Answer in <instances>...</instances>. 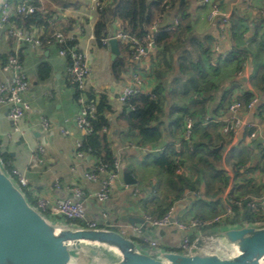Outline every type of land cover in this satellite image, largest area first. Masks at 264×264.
I'll return each instance as SVG.
<instances>
[{
    "label": "crops",
    "instance_id": "obj_1",
    "mask_svg": "<svg viewBox=\"0 0 264 264\" xmlns=\"http://www.w3.org/2000/svg\"><path fill=\"white\" fill-rule=\"evenodd\" d=\"M72 1L77 6L65 9L61 17L73 18L76 21L69 34L87 54L91 66L88 78L89 92H94L97 97L100 94L106 95L110 107L107 111L110 119L107 132L112 148L116 157L120 159L122 168L128 170L137 183L129 185L123 177H120L109 199L102 202L96 196L101 183L84 179L83 172L92 163L98 161L85 151L83 158L76 154L77 143H82L86 136L77 124L80 95L70 82V60L60 55L55 38L42 40L43 45L39 48L30 45L21 47L20 58L30 82L25 97L31 104V110L20 121L22 133L14 132L13 124L8 117L10 104L0 102V159L5 169H8L6 171L10 172L13 167H17L26 172L29 184L24 187L27 190L25 195L35 204L38 197H44L50 203L73 198L70 189L75 185L80 186L85 192L82 201L87 219L96 221L98 227L116 228L128 236L139 237L134 229L140 227L137 219L144 218L145 214L160 216L162 210L172 208L174 217L185 220L193 215L198 217L200 209L209 208L217 199L221 200L220 209H226L224 197H227L232 184L236 185L237 182L232 164L226 158L228 151L238 144L246 149L253 148L252 141L264 136V0H240L235 5L233 11L240 16V20L234 30L231 21L230 41L228 38L223 39L218 25L209 20L206 9L202 6V0H182L185 1L183 8L174 6L166 11L163 25L174 26L175 18L178 17L179 27L174 30H183L188 39L196 36L197 43L207 44L212 56L201 52L200 60L204 64V75L219 88L208 89L204 93L196 92L193 86L187 84L188 76L181 75L178 66L175 68V73L168 71L171 77L163 76V78L165 77L167 83L171 85L169 87L167 85L166 94L169 95L164 100L163 111L160 114L162 123L159 125L163 131L164 142L155 147L151 143L137 145L140 130H131L120 124V115L125 106L118 101V93L133 84L131 80L133 72L142 77L144 91L154 90L160 78L159 63H163L164 66L160 49L153 48L150 55L142 60L133 59L130 52V56L126 57L127 70L120 79H116L111 70L113 60H111L110 44L100 46L94 35L98 13L91 10V0ZM110 1L105 0V3ZM216 1L227 10L234 0ZM122 26L121 19L113 18L109 22V34H114ZM33 30L42 36V29ZM230 43L238 52L231 50ZM16 44L15 40L14 46L9 47L7 38L2 37L0 53L12 51ZM216 44L220 45V51L227 53L226 56L214 51ZM189 48L194 50L196 46L189 44ZM182 50L181 46L175 50V61ZM193 57L197 58L195 51ZM239 59L242 60L240 69ZM41 63H48L51 66V72L46 79L39 77ZM244 66L247 67L246 74L238 75ZM189 70L194 76L201 75L195 66H190ZM11 78L12 71L0 60V83L8 82ZM248 91L253 97H258V103L250 111L241 110L240 116L252 124L248 127L252 132L248 134L244 132L243 139L238 137L232 139L223 132V126L230 117L228 105L234 99H240ZM185 108L193 113L198 121L207 115L213 118L212 121L199 124L193 141L185 140L183 137L186 112H188ZM45 120L48 122L47 126L44 125ZM252 133H257V137L252 139L250 136ZM218 134H221L223 140H218ZM214 144L216 145L212 147L211 145ZM41 146L43 151H40ZM168 146L175 149L171 151L176 152L174 156L178 173L189 178L195 186L193 190L187 189L180 197H175L171 193L167 184V175L155 164V155ZM208 147L222 150L221 163L217 164L224 169L225 176L229 178L224 193L217 198L201 196L206 186L204 182L198 180L197 170L205 167V156L215 162L208 152ZM263 154L260 145L258 156L255 157L254 151L246 167L256 166L259 163L264 168ZM246 175L254 178L257 184L264 183V172L260 169ZM57 182L60 188H57ZM195 192H199V195L195 196ZM256 201L258 202V199ZM159 229L164 230V235L161 236ZM182 232L174 225L157 227L148 224L141 235L159 240L164 250H173L181 245Z\"/></svg>",
    "mask_w": 264,
    "mask_h": 264
},
{
    "label": "trees",
    "instance_id": "obj_2",
    "mask_svg": "<svg viewBox=\"0 0 264 264\" xmlns=\"http://www.w3.org/2000/svg\"><path fill=\"white\" fill-rule=\"evenodd\" d=\"M103 1L104 8L98 11V16L94 25V35L100 46H104L102 38L109 35V22L113 18L121 19L124 30L128 34L141 40L146 38L153 25L158 26V29L155 30L152 35L155 47L159 48L162 53H160V57L162 62H164V66H162L163 63H159L160 69H158V74L160 78L154 90L151 92L154 96H151L150 93H140L132 96L120 115L121 125L131 130H140L139 140L136 141L137 145L143 146L146 143H151L154 147L158 146L164 142L162 139L163 131L159 128L160 123H162L160 122V114L163 111L164 100H166L169 95L166 94L167 85L168 87L171 85V83H167V79L165 77L163 78V76L171 77L168 71L175 73V68L178 66L181 75L186 74V76H188L187 84L193 86L196 92L204 93L207 92L208 89H218L219 86L208 80L206 75H204V64L202 60H200L201 52L206 53L207 56H212L209 51L210 49L205 43H197L196 36V38L191 36L188 39L183 30L167 29L168 26L162 24L166 11L174 6L183 8L185 1L169 0V5L165 0H111L110 3L108 2L107 4L105 0ZM32 2L36 6L35 12L30 14L15 13L12 15L10 20L16 27H22L25 31H31L34 28L42 29L41 38L43 41L47 39L54 40V33L56 31H61L67 36L69 31L73 29L76 21L73 18H66L63 20L61 17L65 9L71 6H77L72 0H32ZM52 18L56 19L53 23H50ZM239 20L240 16L233 11L232 30L236 29ZM4 37L7 38L9 47H13L15 38L9 35L7 30L4 32ZM118 41L122 56L117 57L111 62L112 75H114L116 79H120L122 74L127 70L126 57L127 55L130 56L129 44L121 39ZM75 42V39L70 38L63 47H71ZM189 44L192 46L195 45L196 49H190ZM180 46L183 47V50L175 61L174 52ZM194 51L197 55L196 59L193 57ZM8 54L9 51L0 53V60L3 64H6ZM241 61V59L238 60L239 69L242 67ZM190 66H195L201 75L194 76L192 71L189 70ZM38 72L40 78L46 79L51 72V66L48 63H41ZM172 76L175 75L172 74ZM77 94L80 95V92L77 91ZM87 96L90 101L95 103L96 108L95 116L91 118L93 131L86 134L79 149L94 156L98 162L112 166L117 157L107 132L110 126V119L107 114L110 107L107 97L104 94H100L97 97L94 92H88ZM252 98L253 94L248 91L239 100L245 106L244 108L247 109V105ZM185 110L188 111L186 112V118L195 117L187 108H185ZM181 118L182 117H180L179 120H181ZM196 119L198 120V118ZM201 123L202 119L197 122L196 132ZM222 124H224V121H222ZM234 132L235 130H230L226 135L233 139ZM246 132L247 134L248 132L251 133L252 129L245 127V133ZM217 138L218 140H223L221 134H218ZM216 144L211 146L213 147ZM239 145L240 144L234 148L231 147L226 156L227 161L232 164V168L235 172V179H237L236 185L232 184L231 189L227 193V200L231 204L233 216L223 223L209 227L206 232L216 233L219 229L225 227L254 224L258 221L264 222V205L258 201L259 203H257L256 206H252V203L256 201V199H264V183L257 184L254 178H250L246 175L257 169L264 172V168L261 167L259 163L256 166L246 167L248 160L252 159L254 150L252 147L246 149ZM212 147H208V152L213 156L215 162L208 156H205V167L198 168L197 174L199 182H204L206 186L201 196L217 198L224 193L229 183V178L225 176L224 169L217 164L221 163L222 150H217ZM171 150L175 149L168 146L161 153L155 155V164L167 175V184L171 193L175 195V197H180L186 193L187 189L193 190L195 186L189 178L178 173L174 156L176 152ZM262 158V162H264V154ZM200 203L199 206L201 205ZM219 204H221V200L217 199L209 208L204 210L200 209L198 217L208 220L224 214L226 209H220ZM166 210L167 209L162 210L160 216H162ZM208 212L209 214H207ZM44 214L49 216L48 212ZM156 217H159V215ZM65 219V222L72 225L87 226L82 221ZM194 237L193 235L192 239ZM132 238L137 240L142 247L147 246V243L140 237Z\"/></svg>",
    "mask_w": 264,
    "mask_h": 264
},
{
    "label": "built area",
    "instance_id": "obj_3",
    "mask_svg": "<svg viewBox=\"0 0 264 264\" xmlns=\"http://www.w3.org/2000/svg\"><path fill=\"white\" fill-rule=\"evenodd\" d=\"M169 5V0H165ZM240 0H234L230 8L224 10L216 0H202V6L206 9L208 18L211 22L218 25L220 36L225 39L228 38L230 41L231 34V21L233 8L237 5ZM104 8L103 0H91V10L98 12ZM36 11V6L32 0H2L0 2V40L4 37V32L7 30L8 34L13 36L16 40V47L9 52L7 56L6 66L12 71V78L8 82L0 83V102H8L10 108L8 111V117L11 120L14 128V132L22 133L20 128V121L25 114L31 110V104L25 97V93L30 87L28 74L24 68V65L20 59L21 47L30 45L34 48L42 47L43 41L41 36L34 30L31 32L25 31L22 27H16L11 22V17L15 13L30 14ZM56 18H52L50 23H53ZM64 20V19H63ZM179 27V19L175 18L174 26H169L167 29H176ZM158 29L157 25H153L148 32L145 39H139L135 36L128 34L124 27L118 28L114 34H109L102 38L104 45H109L111 38L121 39L122 41L129 44V49L132 54V58L136 60H142L147 58L152 49L155 48L153 39V32ZM56 43L59 45V53L66 58H70V82L80 92L79 102L80 109L77 116L78 127L85 133L89 134L93 131L91 118L95 116V103L88 99L87 93L88 78L91 72V66L87 60L86 52L80 48L79 43L76 41L71 47H63L68 39L73 38L70 34L65 36L61 31L54 33ZM230 48L234 52L238 50L230 43ZM221 47L219 44L214 46V51L221 53L224 56L226 52L220 51ZM247 57V56H246ZM246 68L243 67L238 75L246 74ZM132 85H128L118 93V101L122 105H126L128 100L137 94L145 93L151 94V92L144 91L142 77L133 72L131 75ZM258 103V97H253L247 105V111H250ZM245 106L239 99H234L228 105V112L230 117L227 123L223 126V132L228 133L230 130H235L234 139H237L241 129L245 127H251L252 124L247 122L240 116V111L245 109ZM210 115L203 118L202 123L205 124L212 120ZM198 120L194 117H187L185 120L183 137L185 140L191 141L194 137L195 129L197 127ZM44 125L47 126V120L44 121ZM1 133V128H0ZM257 133H252L250 136L252 139L256 138ZM81 142L77 143V156L83 158L85 152L80 150ZM264 150V142L261 144ZM40 151H43V146L40 147ZM227 167V166H226ZM122 168L119 158H116L113 165L103 164L100 162H94L88 169L83 172V177L87 181L100 182L101 188L97 192L96 196L99 201H106L109 199L110 193L114 186L120 180V170ZM228 168V167H227ZM9 175L11 178H15L17 183L21 187L28 186L29 179L26 172L13 167ZM57 188H60L59 182L56 183ZM73 198H64L57 200L53 203L48 202L44 197H38L36 199V208L42 213L48 212L52 215L63 216L71 221H82L85 227H98L96 221L88 220L86 216V210L83 205L82 198L85 197V192L80 186H73L71 189ZM194 195H199V192H195ZM261 204L264 203V199L258 200ZM224 203L226 205V211L224 214L216 216L212 219L204 220L197 216H189L185 220H180L174 217L173 209H168L162 216L156 217L150 214H145L144 219L148 221V224L157 227H164L167 225H174L176 228L184 232L181 242V251L190 252L196 248V242L201 239V248L204 250H214L217 246H221L220 241L216 233H209L206 230L214 225L223 223L233 216V210L227 197H224ZM258 202L252 203V206H256ZM253 225H264V222L258 221ZM137 235L147 243V246L143 247L144 250L151 254H158L163 251L162 243L148 236H142V228L135 227L134 229ZM195 237L192 239V236Z\"/></svg>",
    "mask_w": 264,
    "mask_h": 264
},
{
    "label": "water",
    "instance_id": "obj_4",
    "mask_svg": "<svg viewBox=\"0 0 264 264\" xmlns=\"http://www.w3.org/2000/svg\"><path fill=\"white\" fill-rule=\"evenodd\" d=\"M109 44L111 60L121 56L118 39ZM263 142L264 136L253 141L255 157ZM123 178L129 185L137 183L128 170ZM137 221L145 231L148 221ZM216 235L221 246L214 250L202 249L199 239L190 252L179 245L155 255L139 246L132 238L137 236L120 230L54 220L28 200L0 159V264H264V225L225 227Z\"/></svg>",
    "mask_w": 264,
    "mask_h": 264
},
{
    "label": "rangeland",
    "instance_id": "obj_5",
    "mask_svg": "<svg viewBox=\"0 0 264 264\" xmlns=\"http://www.w3.org/2000/svg\"><path fill=\"white\" fill-rule=\"evenodd\" d=\"M8 170V169H7ZM123 172H124V169L123 168H121V170H120V177H123ZM9 173V172H8ZM12 177V176H11ZM13 179V181L22 189V191L24 192V194H26V192L25 191H27L26 190V188H24V187H21L18 183H17V181L15 180V178H12ZM27 196V195H26ZM28 198V197H27ZM30 198V197H29ZM30 202L32 203L33 202V200L30 198ZM33 205L34 206H36V204L33 202ZM49 216L52 218V219H54V220H57V221H59V220H61V221H63V222H65V218H63V217H61V216H57V215H52V214H49ZM114 229H116V228H114ZM117 230V229H116ZM138 244H139V246H141L140 245V243L137 241V240H135ZM142 247V246H141Z\"/></svg>",
    "mask_w": 264,
    "mask_h": 264
},
{
    "label": "clouds",
    "instance_id": "obj_6",
    "mask_svg": "<svg viewBox=\"0 0 264 264\" xmlns=\"http://www.w3.org/2000/svg\"><path fill=\"white\" fill-rule=\"evenodd\" d=\"M98 13V12H97ZM203 120V119H202ZM213 120V119H212ZM212 120H210V121H212ZM244 130H245V128H244ZM233 138H234V136H233ZM256 140V139H255ZM253 142V141H252ZM262 148V147H261ZM263 150V149H262ZM264 151V150H263ZM229 152V151H228ZM228 154V153H227Z\"/></svg>",
    "mask_w": 264,
    "mask_h": 264
}]
</instances>
